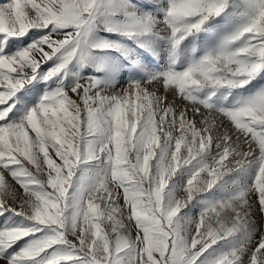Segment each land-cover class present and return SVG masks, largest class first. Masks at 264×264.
Segmentation results:
<instances>
[{"label":"snow or ice","instance_id":"obj_1","mask_svg":"<svg viewBox=\"0 0 264 264\" xmlns=\"http://www.w3.org/2000/svg\"><path fill=\"white\" fill-rule=\"evenodd\" d=\"M0 217L3 264H264V0H0Z\"/></svg>","mask_w":264,"mask_h":264},{"label":"rangeland","instance_id":"obj_2","mask_svg":"<svg viewBox=\"0 0 264 264\" xmlns=\"http://www.w3.org/2000/svg\"><path fill=\"white\" fill-rule=\"evenodd\" d=\"M135 3L138 4H144L147 3V0H134ZM101 36H107L109 34L106 33H101ZM111 39H116L115 37H110ZM27 40V38H25ZM119 42L122 45H125L126 47L128 46H132V42L126 40L123 37L119 38ZM23 45H17L16 47H22ZM16 47H13L12 51L16 50ZM136 53L138 58L141 59V62H145L148 65V68L150 70H155V71H160L162 70V66L165 64L166 61V57H167V52L165 51H157L155 53H148L145 52L143 49H136ZM97 55H105L107 56L108 59L113 60L117 63H120L122 65L121 70L117 76V79L114 81V84L117 87H121V86H127V83L129 81V72H130V68L127 66L128 65V61L125 58V56L121 55V53L119 52H109L106 54H97ZM47 67V66H45ZM76 70L81 72L85 77L88 76H100L103 75L102 72H99L97 70H95L93 67L91 66H86L84 68H80V66L77 64L76 66ZM200 211V209L194 208L192 210V214H196ZM7 219V217H0V225H3L5 220ZM15 222H19V218H16ZM25 243V241H20L16 246L15 249L18 250L20 247L23 246V244ZM12 251V250H9ZM0 264H3V262H0Z\"/></svg>","mask_w":264,"mask_h":264}]
</instances>
